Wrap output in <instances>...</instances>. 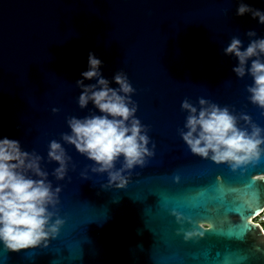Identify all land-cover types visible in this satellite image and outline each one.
<instances>
[{
  "label": "water",
  "instance_id": "1",
  "mask_svg": "<svg viewBox=\"0 0 264 264\" xmlns=\"http://www.w3.org/2000/svg\"><path fill=\"white\" fill-rule=\"evenodd\" d=\"M240 2L0 0V139L42 158L53 190L61 189L53 222L64 221L47 247L11 251L0 241V264H264V232L252 221L264 209V151L233 170L193 155L180 135L182 102L199 107L200 98L228 107L242 129L264 130V109L247 91L252 77L238 78L236 58L223 54L233 37L245 48L264 38V24L236 15ZM243 2L264 12V0ZM90 52L110 82L126 74L147 128L153 155L123 173L124 188L109 186L107 173L93 172L94 162L62 140L70 117L99 114L78 105ZM53 140L71 158L63 180L48 159ZM188 231L203 236L186 240Z\"/></svg>",
  "mask_w": 264,
  "mask_h": 264
},
{
  "label": "clouds",
  "instance_id": "2",
  "mask_svg": "<svg viewBox=\"0 0 264 264\" xmlns=\"http://www.w3.org/2000/svg\"><path fill=\"white\" fill-rule=\"evenodd\" d=\"M251 14L260 24H264V12L254 9L243 0L236 10L237 16ZM255 37L254 31L247 33ZM226 56H234L237 65L232 71L238 78L252 77L253 83L247 87L250 102L264 109V38L250 39L247 47L233 37L223 50ZM250 62V63H249ZM102 61L94 53L88 55V70L81 73L82 79L76 81L81 89L78 97L80 109H86L91 103L98 110L82 118L70 117L67 120L70 133L62 134V140L74 146L76 151L94 162L93 172L107 173L108 185L124 188L128 178L123 174L136 166L143 167L146 157L153 155L149 150L147 128L135 117L137 106L130 96L134 92L128 77L122 71L117 72L110 82L101 73ZM95 80L85 84L84 81ZM115 83L117 87H111ZM199 107L188 99L181 109L188 113L184 130H180L182 140L193 155L211 159L216 164L226 163L233 170L258 161L261 157V145H264V131L251 124V132L238 126L237 116L228 107L221 108L215 103L200 98ZM59 111L53 109V112ZM251 123L247 115L240 117ZM154 147V146H153ZM48 159L59 167L53 175L63 180L67 171V156L62 144L50 142ZM123 158L122 166L116 164ZM41 157L22 149L18 140L4 137L0 139V241L11 251L33 248L55 238L63 220L53 222L55 208L59 203L61 189L53 190L48 173L40 166ZM179 180V177H176ZM177 222L184 217L173 212ZM207 229L209 225H201ZM203 236L202 232L188 231L185 239Z\"/></svg>",
  "mask_w": 264,
  "mask_h": 264
},
{
  "label": "built area",
  "instance_id": "3",
  "mask_svg": "<svg viewBox=\"0 0 264 264\" xmlns=\"http://www.w3.org/2000/svg\"><path fill=\"white\" fill-rule=\"evenodd\" d=\"M252 221L258 224L264 232V209L262 212L252 218Z\"/></svg>",
  "mask_w": 264,
  "mask_h": 264
}]
</instances>
